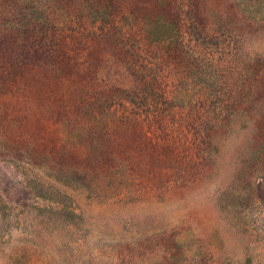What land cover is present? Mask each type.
<instances>
[{"label":"rangeland","instance_id":"obj_1","mask_svg":"<svg viewBox=\"0 0 264 264\" xmlns=\"http://www.w3.org/2000/svg\"><path fill=\"white\" fill-rule=\"evenodd\" d=\"M173 10L180 55L136 32L135 105L110 94L132 41L80 49L74 91L117 114L100 166L49 108L0 128V264H264V0Z\"/></svg>","mask_w":264,"mask_h":264},{"label":"trees","instance_id":"obj_2","mask_svg":"<svg viewBox=\"0 0 264 264\" xmlns=\"http://www.w3.org/2000/svg\"><path fill=\"white\" fill-rule=\"evenodd\" d=\"M138 31L150 43L168 44V55L184 52L173 0H0V128H22L32 136L31 120L28 125L23 120L49 108L64 118L66 136L74 133L96 150L94 162L100 166L108 146L103 133L117 114L110 101L99 109L84 92L74 91L84 62L79 52L89 53L92 43L131 40L130 59L114 61L126 81L117 82L110 94L122 93L120 102L135 105V89H154L148 63L138 54Z\"/></svg>","mask_w":264,"mask_h":264}]
</instances>
